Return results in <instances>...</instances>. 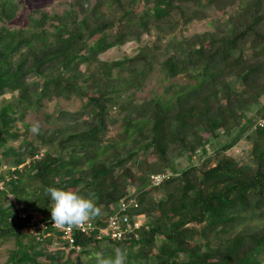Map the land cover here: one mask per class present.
Listing matches in <instances>:
<instances>
[{
  "label": "trees",
  "instance_id": "1",
  "mask_svg": "<svg viewBox=\"0 0 264 264\" xmlns=\"http://www.w3.org/2000/svg\"><path fill=\"white\" fill-rule=\"evenodd\" d=\"M217 8L227 17L212 31L176 36ZM17 10L16 0H0L1 21ZM151 31L159 41L168 37L164 47L145 42L130 57H98ZM156 49L170 50L160 63L168 82L160 94L139 99ZM7 94L0 103L1 154L10 157L0 159L7 164L0 244L12 239L14 247L0 264H59L76 253L48 251L66 242L26 229L32 215L51 220L48 187L95 193L104 208L92 218L96 225L131 198L137 206L122 215L144 216L136 236L124 240L74 234L80 253L104 242L99 259L122 249L125 264H264V222H250L264 219V128L252 129L251 118L256 101L264 118V0H72L60 13L34 9L24 27L0 26V98ZM54 97H76L80 108L45 113L49 126L37 129V143L7 145L18 136L15 121ZM114 113L122 114L121 129L107 137ZM221 135L230 139L209 153L210 140ZM241 136L250 149L238 161L225 152ZM198 149L212 165L176 167L178 157ZM155 174L164 176L159 185H151Z\"/></svg>",
  "mask_w": 264,
  "mask_h": 264
},
{
  "label": "rangeland",
  "instance_id": "2",
  "mask_svg": "<svg viewBox=\"0 0 264 264\" xmlns=\"http://www.w3.org/2000/svg\"><path fill=\"white\" fill-rule=\"evenodd\" d=\"M72 0H16L18 4V10L16 12V16L11 21H1L0 20V26L4 25L10 29L13 28H20L24 27L27 24L28 21V14L32 12L34 9L43 10L46 12H57L60 13L63 10L68 8V3ZM93 1V0H90ZM234 8V6L229 7L227 9V12ZM227 17V14L223 12L221 9L217 8L216 10H212L209 12L208 16L201 20V21H193L192 23L188 24L182 31L176 32V36L179 38L181 36L189 37L193 34H199L205 31H212L214 29L215 24H219L223 22ZM168 40V37L163 38L162 40L156 39V34L154 31H151L150 34H144L141 37L140 41H128L125 44L119 46V47H113L110 48L102 53L99 54V58L103 61H112L121 59L125 56H132L134 55L138 47L142 45L143 43H153L156 42L157 45L164 47L165 42ZM170 50L168 49L165 53H168ZM156 57L154 61V68L152 70L151 75L146 81L145 86L136 92V97L139 99H146L151 97L153 94H160L165 85L168 81H166L164 78V73L161 69L160 63L162 59L164 58V54L159 52V49L155 50ZM80 69L83 71L84 65L80 66ZM170 81V80H169ZM185 79L182 77H179L176 79V82L178 83H185ZM241 88V86H239ZM7 94L6 96H3V98H0V103L3 101V99L8 98ZM262 102L256 101L255 107L251 111V118H252V129L256 125V122L259 119H262L260 116L261 109H262ZM81 102L76 97H71L70 99H65L62 97H54L51 100H43V105L39 109L36 108H30L27 109L25 114L21 119H17L15 121V126L13 127L14 132L18 134L17 138L9 140L6 144L11 145L13 147H18L19 145L27 146L29 143H37V129L41 127L42 129L49 126V123L47 121V118L45 116L46 114H52L57 113L59 110L67 111L70 113H73L77 111L80 108ZM122 114L114 113L113 117L116 119L114 123L108 124L107 129V137L114 136L120 129V117ZM71 117H73L71 115ZM23 123H25L28 128H26ZM33 129H36L35 131ZM237 134L235 132L233 135ZM247 136V135H246ZM246 136H241L239 140L225 153L235 158L238 161H243L246 158V155L250 149V142L246 138ZM230 138L225 135H221L217 140L213 139L210 140L211 144L208 149V152L210 153L213 151L216 147L220 146L221 144L228 141ZM2 148H0V159H9L8 156H3L1 154ZM208 156V154H204L201 150H196L192 154L184 153L182 156L178 157L175 160L176 167L178 169L186 168L190 165L194 166H200L201 168L208 167L209 165H212V162L209 164H205L204 160ZM12 157V156H11ZM27 162V161H26ZM22 166V165H21ZM20 166V167H21ZM0 173L6 174L7 173V164L5 162H2L0 166ZM129 192H134L132 188H128ZM8 200L12 201L11 195L8 196ZM100 212L104 211V208L99 209ZM141 219V218H140ZM143 221V220H142ZM251 223H262L264 222V219L260 220H253L250 221ZM194 225V224H191ZM195 227H198V225H194ZM159 242V240H157ZM193 246H199L200 243H194L192 241L191 243ZM111 245V244H109ZM106 243L102 242L99 243L98 246H89L88 247V253H73V254H66L64 256L63 260L60 261L62 264L69 263V261L77 260L78 262H87L89 260L94 261L95 263H98L99 257H101L102 254H105L106 252L105 247ZM14 247L13 240L8 239L5 240L2 244H0V263H3L6 261L9 255V251ZM111 249H115L114 245L110 246ZM127 247V246H126ZM128 248V247H127ZM133 248V247H132ZM60 248V243H52L47 246L48 251H57ZM66 251V250H65ZM125 251V250H124ZM134 251V248H133ZM132 251V252H133ZM67 252V251H66ZM65 252V253H66ZM126 252V251H125ZM127 256V253H126ZM41 261H44V257H39ZM59 263V264H61Z\"/></svg>",
  "mask_w": 264,
  "mask_h": 264
},
{
  "label": "built area",
  "instance_id": "3",
  "mask_svg": "<svg viewBox=\"0 0 264 264\" xmlns=\"http://www.w3.org/2000/svg\"><path fill=\"white\" fill-rule=\"evenodd\" d=\"M255 127L264 128V118L259 119L254 128ZM163 177L164 176L160 174L150 175L149 179L151 185H159ZM129 205L133 207L137 206V202L134 198L128 201H120L113 213L105 216L104 225H96L94 221L90 219L79 227L65 226L61 228L53 224L49 219L40 220L36 215H32L26 229L37 238L40 236L47 237L57 235L61 241L66 242L65 245L60 244V248L66 251L74 249L76 252H79L80 247L74 243V234H93L97 239L107 238L120 241L126 239L128 234L134 233L136 229L144 225V221H142L144 217L143 214H138L133 221L129 220L127 214L122 215V212L125 211ZM20 216L25 217V214H20ZM134 235L136 236V233H134ZM54 243L58 242L55 241Z\"/></svg>",
  "mask_w": 264,
  "mask_h": 264
},
{
  "label": "clouds",
  "instance_id": "4",
  "mask_svg": "<svg viewBox=\"0 0 264 264\" xmlns=\"http://www.w3.org/2000/svg\"><path fill=\"white\" fill-rule=\"evenodd\" d=\"M34 131L36 129H33ZM45 195L51 201L50 219L58 227H79L99 214L96 206L95 193H81L64 188L48 187ZM126 252L115 249L114 256L99 259L98 264H125Z\"/></svg>",
  "mask_w": 264,
  "mask_h": 264
}]
</instances>
